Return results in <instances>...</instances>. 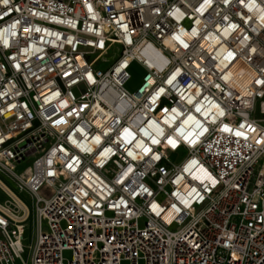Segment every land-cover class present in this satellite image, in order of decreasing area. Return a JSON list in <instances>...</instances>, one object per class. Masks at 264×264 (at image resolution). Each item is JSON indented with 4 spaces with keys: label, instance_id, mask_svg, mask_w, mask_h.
<instances>
[{
    "label": "built area",
    "instance_id": "1",
    "mask_svg": "<svg viewBox=\"0 0 264 264\" xmlns=\"http://www.w3.org/2000/svg\"><path fill=\"white\" fill-rule=\"evenodd\" d=\"M0 176V264H264V0H0Z\"/></svg>",
    "mask_w": 264,
    "mask_h": 264
},
{
    "label": "rangeland",
    "instance_id": "2",
    "mask_svg": "<svg viewBox=\"0 0 264 264\" xmlns=\"http://www.w3.org/2000/svg\"><path fill=\"white\" fill-rule=\"evenodd\" d=\"M128 72H129V79L127 81L126 86L128 89H133L140 82L143 72L135 63L130 64ZM0 182L4 184V186H6L12 192V194H14V196H16L22 203H24L26 206L29 207V201L25 195L16 191L2 176H0ZM6 199L7 197L3 189H1L0 187V203L5 201ZM26 223L28 225L27 228H25L22 242L24 244H30V239H31L30 219ZM64 256H67V253H64Z\"/></svg>",
    "mask_w": 264,
    "mask_h": 264
},
{
    "label": "snow or ice",
    "instance_id": "3",
    "mask_svg": "<svg viewBox=\"0 0 264 264\" xmlns=\"http://www.w3.org/2000/svg\"><path fill=\"white\" fill-rule=\"evenodd\" d=\"M5 2H6V0H5Z\"/></svg>",
    "mask_w": 264,
    "mask_h": 264
}]
</instances>
